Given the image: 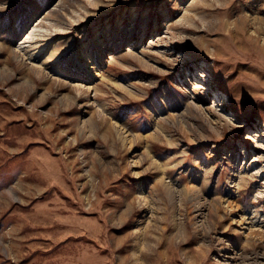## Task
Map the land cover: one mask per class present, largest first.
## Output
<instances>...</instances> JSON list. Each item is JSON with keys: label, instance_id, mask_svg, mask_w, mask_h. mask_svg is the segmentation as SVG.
<instances>
[{"label": "rangeland", "instance_id": "374dc122", "mask_svg": "<svg viewBox=\"0 0 264 264\" xmlns=\"http://www.w3.org/2000/svg\"><path fill=\"white\" fill-rule=\"evenodd\" d=\"M0 264H264V0H0Z\"/></svg>", "mask_w": 264, "mask_h": 264}, {"label": "bare ground", "instance_id": "6f19581e", "mask_svg": "<svg viewBox=\"0 0 264 264\" xmlns=\"http://www.w3.org/2000/svg\"><path fill=\"white\" fill-rule=\"evenodd\" d=\"M202 86H203V85L201 84V82L198 81V82L195 84L194 87L197 88V89H200ZM18 144H19V143H18ZM24 144H26V143H24ZM24 144H23V145H24ZM35 167H36V166H34V168H35ZM38 168H39V167H38ZM29 172H30V170L26 171L27 174L24 175V178H25V179L28 177ZM24 178H23V179H24ZM167 262H168V261H167Z\"/></svg>", "mask_w": 264, "mask_h": 264}]
</instances>
